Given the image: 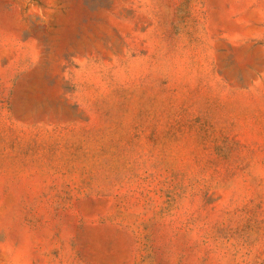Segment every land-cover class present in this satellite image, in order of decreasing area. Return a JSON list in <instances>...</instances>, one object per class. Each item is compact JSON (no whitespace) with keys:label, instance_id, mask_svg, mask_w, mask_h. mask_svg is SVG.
I'll list each match as a JSON object with an SVG mask.
<instances>
[{"label":"rangeland","instance_id":"1","mask_svg":"<svg viewBox=\"0 0 264 264\" xmlns=\"http://www.w3.org/2000/svg\"><path fill=\"white\" fill-rule=\"evenodd\" d=\"M0 264H264V0H0Z\"/></svg>","mask_w":264,"mask_h":264}]
</instances>
